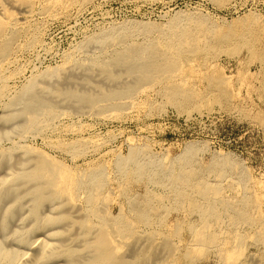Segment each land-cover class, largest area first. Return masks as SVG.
I'll return each instance as SVG.
<instances>
[{
	"label": "bare ground",
	"instance_id": "6f19581e",
	"mask_svg": "<svg viewBox=\"0 0 264 264\" xmlns=\"http://www.w3.org/2000/svg\"><path fill=\"white\" fill-rule=\"evenodd\" d=\"M76 2L78 0H0V68L24 34L37 6L44 7L46 13L55 14L57 8L64 10ZM192 22L195 20L174 17L163 33L175 35ZM141 31L138 26L112 27L66 56V63L74 62L70 74L61 77L64 68L56 66L33 76L1 116L7 126L0 130V142L9 140L12 131L46 136L48 131H58L56 123L60 119H75L80 114L112 117L122 109L140 104L135 99L151 85L146 81L158 78L161 82H172L179 73L178 69H172L174 61L166 53L153 56L155 54L139 45L135 51L128 49ZM35 40L28 42L26 47ZM87 44L92 47L83 49ZM123 75L126 81L103 87L107 80ZM54 78L57 79L53 83H37ZM230 79L223 74L212 78L220 98L226 91L229 95H237ZM184 84L168 88L170 101L194 96L190 92H179ZM4 88H0V95ZM166 89L162 88L161 93ZM179 105L188 113L194 108L183 103ZM143 146L132 145L126 156L115 155L111 166L97 168L92 164L75 171L70 164L47 153L35 152L33 147L16 143L10 147L2 146L0 264H170L168 257L173 259L175 250L165 239H168L167 234H178L184 226L190 237L187 247L195 246L196 252L214 251L218 264H243L240 260L248 232L241 230L242 223L247 222L252 232L264 239V218H252L244 211L248 199L240 196L238 203L233 205L229 198L222 196L223 190L231 188L229 184H218L210 189L206 183L194 179L196 176L188 172L187 166L196 150L194 144L186 145L183 156L173 166L162 165L154 156L142 153ZM15 151H19L16 156ZM32 153L33 156H29ZM83 153L73 145L69 156ZM227 162L234 161L228 155L217 156L214 165L221 170ZM112 178L117 179L118 198L123 196L125 200L116 214H110L107 207L112 202L109 191ZM140 178L163 186L179 206H186L184 212L185 218L189 215L188 222L184 225L182 221L172 230H169L170 226L165 227L156 213L161 199L150 198V189H145L143 195H136L125 187L128 181ZM254 184L259 193L252 204L262 208L264 213L262 183ZM235 206L242 219L227 230L229 212L234 211ZM157 227H165V231L159 232ZM148 228L150 231L146 230ZM158 239H163L164 251L160 249ZM254 256L252 254L249 259L253 261Z\"/></svg>",
	"mask_w": 264,
	"mask_h": 264
},
{
	"label": "rangeland",
	"instance_id": "374dc122",
	"mask_svg": "<svg viewBox=\"0 0 264 264\" xmlns=\"http://www.w3.org/2000/svg\"><path fill=\"white\" fill-rule=\"evenodd\" d=\"M44 9L35 8L24 34L0 68V88L5 87L0 95V130L7 126L1 116L8 104L33 76L56 66L64 68L61 77L70 74L74 62L64 61L69 53L101 32L122 25L138 26L143 31L136 34V42L128 49L135 51L139 45L155 54L153 56L166 53L174 61L172 69H178L179 73L172 82L176 86L185 83L179 92H190L194 96L170 101L168 88H173L174 84L157 78L146 81L152 86L137 95L135 100L139 105L122 109L112 117L80 114L75 119H60L56 123L58 131H48L46 136L12 131L9 140L0 142V148L13 143L33 147L35 152L47 153L70 164L75 171L92 164L97 168L111 166L115 155L126 156L132 145H144L147 151L142 149V153L154 156L162 165L173 166L183 156L186 145L192 143L196 150L187 166L188 172L196 176L194 179L206 183L210 189L218 184H229L231 188L222 191L223 197L229 198L233 205L240 196L246 197L248 203L244 211L248 216L264 218L262 208L252 204L259 193L254 182L262 183L264 199V0H78L64 10L57 8L55 14L46 13ZM177 16L195 22L167 36L163 31ZM34 38L33 44L26 47ZM90 47L92 44L82 48ZM218 74L231 77L238 91L236 96L224 91L222 98L219 97L212 85V78ZM56 79L37 83H53ZM126 79L123 75L107 80L103 87H112ZM162 88H167L165 93H161ZM179 102L194 108L188 113L179 108ZM73 145L84 153L69 156ZM17 154L19 151L14 152L15 156ZM227 155L234 162L225 163L219 170L214 165L215 157ZM116 181V178L110 181L112 202L107 206L110 214H116L125 201L123 196L118 198ZM125 187L136 195L150 189V198L161 199L156 213L165 227L170 226L169 230L177 228L182 221L184 225L188 222L189 215L185 218L184 212L187 207L179 206L163 186L140 178L128 181ZM237 208L229 212L227 230L242 219ZM165 227L157 229L164 232ZM240 227L244 233L248 232L240 261L264 264V239L254 234L247 222ZM185 229L184 226L176 235L167 234L165 240L169 242L166 243L175 250L174 258L168 257L167 261L170 264H218L214 251L196 252L195 246L187 247L190 237ZM158 241L164 251L163 239ZM252 254L254 262L249 259Z\"/></svg>",
	"mask_w": 264,
	"mask_h": 264
}]
</instances>
